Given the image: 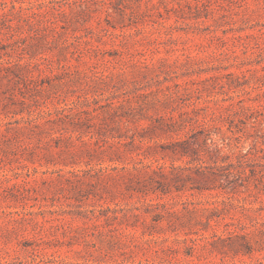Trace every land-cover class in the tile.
Segmentation results:
<instances>
[{
	"label": "rangeland",
	"instance_id": "obj_1",
	"mask_svg": "<svg viewBox=\"0 0 264 264\" xmlns=\"http://www.w3.org/2000/svg\"><path fill=\"white\" fill-rule=\"evenodd\" d=\"M45 9H64L60 33ZM4 11L0 264H264V0H0ZM178 138L192 157L167 148ZM136 152L181 168L185 187L116 188L111 167Z\"/></svg>",
	"mask_w": 264,
	"mask_h": 264
},
{
	"label": "trees",
	"instance_id": "obj_2",
	"mask_svg": "<svg viewBox=\"0 0 264 264\" xmlns=\"http://www.w3.org/2000/svg\"><path fill=\"white\" fill-rule=\"evenodd\" d=\"M44 12H49L52 14V18H48V23L49 26L51 28H53L56 33H60V30L58 29V27H62L60 24H58V20H59V15H65V11L64 9H45ZM42 11H39L37 13H44ZM7 17V12H2L0 13V19L6 20ZM116 113V112H115ZM69 118V114H62V115H58V117H56L59 121L63 122L64 118ZM128 118V117H127ZM168 119H170L171 123H169L170 125L173 123H175L174 121H172V117H168ZM120 120V117H119ZM127 120H130L129 118ZM45 121H49V119H46ZM43 121V122H45ZM28 123V122H27ZM29 124V123H28ZM37 126V125H36ZM159 126V125H157ZM167 127L163 128V127H157L160 129H163L165 131H171L174 129H171V126L169 127L168 125H166ZM155 129V127H152ZM143 129V128H141ZM1 131V130H0ZM2 133V132H0ZM5 136V134H3ZM122 135L121 134H117L114 137L120 138ZM60 136L57 135L55 137V139H59ZM129 138L131 139V141H133V135L129 136ZM125 144L123 142H121V139L117 140L116 142H111L109 143L110 147H113V151L114 154L116 155V158H120V153L122 152L120 149L121 147H123ZM148 148L150 147L149 145L147 146ZM169 148L170 152L174 155L179 154L180 156H191L195 153L194 149H192V147H190L189 143H188V139L185 138H178V140H175L173 142H171L169 144ZM145 154H143V152H136L135 157H133V165H131V167H127L125 164L123 166L117 167L116 165L112 166L111 169L112 170H116V173H111L108 174V177H111V179L113 178L114 181H116V188H119V180H121V178H126L128 181L127 189H132L133 191L136 192H140L143 194H146L148 192H160L161 194H166L168 192H170L172 189L171 187L174 188V190L179 191L182 190L185 185L180 184V181L183 179V172L182 169L179 167H175L173 165L169 166V168L167 169V167L165 165H159L156 168H152L151 164H142L143 162V158H145ZM112 158V157H111ZM115 159V160H117ZM113 160V159H112ZM137 164H142L141 166L137 165ZM119 170H124L126 173H120ZM107 171V169L105 170ZM74 173V172H73ZM108 173V172H107ZM76 175V174H74ZM69 180V178H68ZM165 180H167L165 182ZM136 183L138 186L133 187L132 183ZM171 186V187H169ZM147 187V188H146ZM190 203V202H189ZM164 207L165 212L170 213V214H178V210L176 209H169V207H166V203L163 202L161 204ZM106 210H108V207L105 208ZM115 216V215H114Z\"/></svg>",
	"mask_w": 264,
	"mask_h": 264
}]
</instances>
